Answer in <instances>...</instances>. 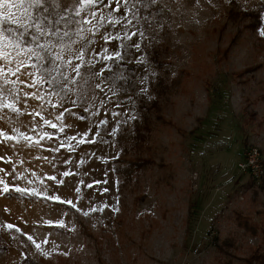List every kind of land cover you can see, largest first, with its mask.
Segmentation results:
<instances>
[{
	"label": "rangeland",
	"instance_id": "374dc122",
	"mask_svg": "<svg viewBox=\"0 0 264 264\" xmlns=\"http://www.w3.org/2000/svg\"><path fill=\"white\" fill-rule=\"evenodd\" d=\"M40 2L26 70L0 42V105L19 110L0 108L19 140L0 144V264H216L227 238L248 252L260 238L233 218L264 207L240 165L248 146L264 162V0Z\"/></svg>",
	"mask_w": 264,
	"mask_h": 264
},
{
	"label": "snow or ice",
	"instance_id": "6c2138e0",
	"mask_svg": "<svg viewBox=\"0 0 264 264\" xmlns=\"http://www.w3.org/2000/svg\"><path fill=\"white\" fill-rule=\"evenodd\" d=\"M96 0H79L80 4H91L95 3ZM42 7V4L40 0H0V42H3L4 48L11 47L13 51L16 53V59H15V69H9V73L12 75H16L17 73H20L22 69H27L30 65L26 64L24 60L19 59L20 56L24 55L25 52L31 53L34 51V49L30 46V43L28 41L21 42L20 37L23 34V31H27L30 27H32L35 24V18L32 16V13L29 11L30 9H35ZM118 10V9H117ZM95 15V13H93ZM15 24V30L11 27H5V25H12ZM37 30L39 32H43V29L40 25L35 24ZM23 30V31H22ZM259 34L261 36H264V31H260ZM64 35H67V32L64 33ZM32 40H35V37L31 38ZM37 47L43 49L45 48V45L43 44H37ZM135 47H139V45H134ZM9 53L7 51L0 52V60L8 61L9 59ZM117 57L119 56V53L115 54ZM59 59V56H57ZM105 59H114L115 57L112 56H105ZM77 59H83L82 54L77 56ZM69 64H71V61H69ZM80 64H76L73 66V71L76 73L77 76L80 75ZM0 74H3V71L0 70ZM30 77H34L35 73H28ZM95 75V74H94ZM42 79V78H41ZM36 80L32 79L31 84H29V87H32L36 84ZM21 83H24L23 80H21ZM99 87V85H97ZM27 99H37L38 94L33 93H26L25 94ZM75 103V101H73ZM0 108L7 109L9 111L18 112L19 110L15 107L14 103H7L0 105ZM35 115L40 116L41 114L39 112H36ZM59 118V117H58ZM44 124L49 125L53 128L56 127L55 124H52L49 120H43ZM15 131V130H14ZM23 136V139L26 142H30L29 146H37L39 144L38 140H32L31 137H28L24 134H19ZM0 137H4V139H0V144L6 143L7 141L15 140L16 142H19L17 137L8 135L7 133L0 130ZM48 137V134L45 133L44 137H41V139ZM0 159H4V157H0ZM6 163L10 162L8 160H5ZM0 171H3V169H0ZM65 175H68V173H65ZM49 179H55L54 177H49ZM0 185H3L2 188H0V193H7L10 190V186L2 179H0ZM12 190H15L16 192H19L21 195L25 194H31L28 192L27 189L20 188L18 186H12ZM58 199V198H53ZM68 203H71L70 201ZM8 227H12L11 225H8ZM31 239V238H30Z\"/></svg>",
	"mask_w": 264,
	"mask_h": 264
},
{
	"label": "trees",
	"instance_id": "16d2710c",
	"mask_svg": "<svg viewBox=\"0 0 264 264\" xmlns=\"http://www.w3.org/2000/svg\"><path fill=\"white\" fill-rule=\"evenodd\" d=\"M251 185L255 188L264 189V176L259 184H256L251 178ZM257 213L259 214V221L253 219L251 210L245 211L243 209L236 210L233 219L238 229L243 230L242 235L258 236L260 241L256 245L249 246L248 252L239 255L237 253L239 248L233 239L223 240L217 245L220 257L216 264H264V207L262 210H258Z\"/></svg>",
	"mask_w": 264,
	"mask_h": 264
},
{
	"label": "built area",
	"instance_id": "2783aa9c",
	"mask_svg": "<svg viewBox=\"0 0 264 264\" xmlns=\"http://www.w3.org/2000/svg\"><path fill=\"white\" fill-rule=\"evenodd\" d=\"M240 165L241 169L246 171L250 178L257 184L260 183L264 176V162L258 147L248 146L244 151V157Z\"/></svg>",
	"mask_w": 264,
	"mask_h": 264
}]
</instances>
